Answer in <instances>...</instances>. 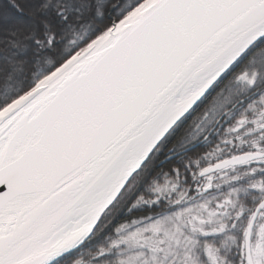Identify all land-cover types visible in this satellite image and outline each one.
Instances as JSON below:
<instances>
[{
  "label": "snow or ice",
  "instance_id": "snow-or-ice-1",
  "mask_svg": "<svg viewBox=\"0 0 264 264\" xmlns=\"http://www.w3.org/2000/svg\"><path fill=\"white\" fill-rule=\"evenodd\" d=\"M0 264H264V0H0Z\"/></svg>",
  "mask_w": 264,
  "mask_h": 264
}]
</instances>
